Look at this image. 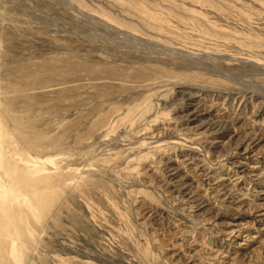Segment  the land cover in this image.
<instances>
[{"label": "rangeland", "instance_id": "374dc122", "mask_svg": "<svg viewBox=\"0 0 264 264\" xmlns=\"http://www.w3.org/2000/svg\"><path fill=\"white\" fill-rule=\"evenodd\" d=\"M0 264H264V0H0Z\"/></svg>", "mask_w": 264, "mask_h": 264}]
</instances>
